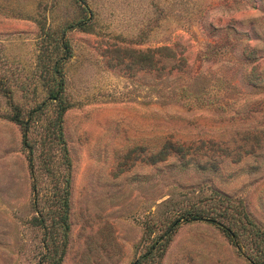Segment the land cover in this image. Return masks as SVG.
Masks as SVG:
<instances>
[{"label":"rangeland","instance_id":"rangeland-1","mask_svg":"<svg viewBox=\"0 0 264 264\" xmlns=\"http://www.w3.org/2000/svg\"><path fill=\"white\" fill-rule=\"evenodd\" d=\"M62 34L69 160L45 163L26 140L50 136ZM68 178L63 264H135L177 221L159 264H252L180 215L222 193L264 227V0H0V264H47Z\"/></svg>","mask_w":264,"mask_h":264},{"label":"trees","instance_id":"trees-1","mask_svg":"<svg viewBox=\"0 0 264 264\" xmlns=\"http://www.w3.org/2000/svg\"><path fill=\"white\" fill-rule=\"evenodd\" d=\"M73 25H75V23L64 28V34L70 27H73ZM76 27L85 28L86 21L77 22ZM64 34H62L58 42V46L63 50V55L57 56L52 64L45 66L47 73L52 76V83L48 84L47 88L48 97L50 99H56L58 103L56 104V115L51 120L48 127L50 136H42L40 141L32 142L30 139L26 140V145L29 147L31 153L36 152L37 156L45 161V163H49L48 157H51V154L52 156L55 155V152H53L55 143L59 145L58 149L65 161L67 162L69 160L68 149L64 137V116L68 109V105L63 98L65 90L63 67L71 47L69 39L64 37ZM39 57H41L40 60L43 58L42 52ZM47 105L48 102H45L44 105H39L37 108L31 110L26 120H21L18 116L16 120L22 123L25 130L28 131L30 124L36 121L37 117L43 113ZM39 148H41V151H38ZM70 183L71 181L68 178L62 194L56 196L54 200L53 210L55 212L53 217L48 216L43 210L39 209L42 213L40 223L43 227L46 228L47 231L59 230L57 239H53V242L51 238L46 240L47 264H63L64 262L66 248L69 242V232L71 230L69 219L71 201ZM215 200L217 205H215L214 208L195 206L184 210L180 218L186 221L205 220L218 225L240 249L245 246V241H250L253 245L251 248L253 252L248 254V258L251 260L252 264H264V227L256 222L244 208L241 209L233 205V203L231 204V198L228 195L220 193L219 197H215ZM221 204L227 205L223 208L220 206ZM178 226V221L176 224H170V226L166 228V231L154 241L150 249L141 256L135 264H159Z\"/></svg>","mask_w":264,"mask_h":264}]
</instances>
